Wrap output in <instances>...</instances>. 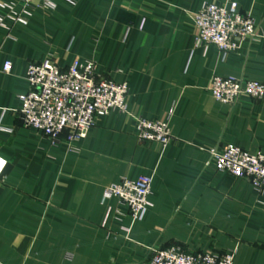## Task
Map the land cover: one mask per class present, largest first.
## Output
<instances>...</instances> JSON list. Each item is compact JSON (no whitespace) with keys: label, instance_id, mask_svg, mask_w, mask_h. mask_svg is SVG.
I'll return each instance as SVG.
<instances>
[{"label":"crops","instance_id":"obj_1","mask_svg":"<svg viewBox=\"0 0 264 264\" xmlns=\"http://www.w3.org/2000/svg\"><path fill=\"white\" fill-rule=\"evenodd\" d=\"M13 1L0 0V264H149L152 246L235 249L233 264H264V192L207 164L217 143L264 153V100L229 105L206 89L213 75L264 82V0H236L256 36L227 55L194 46L192 19L225 0H49L26 24L2 7ZM74 57L126 83L127 109L51 144L22 124L17 96L29 90V63ZM137 117L167 120L171 141L138 142ZM142 173L152 174L142 219L101 201L107 185Z\"/></svg>","mask_w":264,"mask_h":264},{"label":"built area","instance_id":"obj_2","mask_svg":"<svg viewBox=\"0 0 264 264\" xmlns=\"http://www.w3.org/2000/svg\"><path fill=\"white\" fill-rule=\"evenodd\" d=\"M49 0H15L2 5L14 22L26 24L30 9L52 7ZM18 10H17V9ZM195 32L194 46L206 52L214 45L223 55L240 50L256 36V23L249 11L242 13L236 0L221 3L204 2L192 15ZM2 17L0 16V23ZM11 61L5 60L8 72ZM29 90L17 96V111L22 124L46 136L55 144L62 131L68 140L82 138L96 124L97 118L111 110L126 112V83L98 74L92 60L74 57L66 67L56 61L43 59L31 62L25 70ZM206 89L214 99L236 104L242 96L264 100V82L236 76L213 75ZM135 135L138 142L156 141L166 146L172 139L167 120L137 117ZM207 164L232 177L250 181L258 193L264 192V153L250 152L233 143H217L208 149ZM6 159L0 155V176ZM152 174L136 178L122 177L107 185L101 201L116 198L125 205L132 221L142 219L150 207ZM149 264H233L235 249L222 253L214 251L186 252L177 246L150 247Z\"/></svg>","mask_w":264,"mask_h":264},{"label":"rangeland","instance_id":"obj_3","mask_svg":"<svg viewBox=\"0 0 264 264\" xmlns=\"http://www.w3.org/2000/svg\"><path fill=\"white\" fill-rule=\"evenodd\" d=\"M50 59H51V58H50ZM51 60L55 61L54 59H51Z\"/></svg>","mask_w":264,"mask_h":264}]
</instances>
